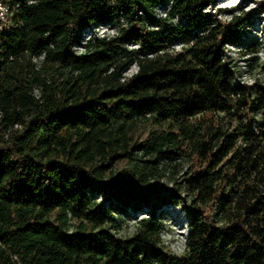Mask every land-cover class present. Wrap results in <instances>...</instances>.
<instances>
[{
	"label": "trees",
	"instance_id": "1",
	"mask_svg": "<svg viewBox=\"0 0 264 264\" xmlns=\"http://www.w3.org/2000/svg\"><path fill=\"white\" fill-rule=\"evenodd\" d=\"M3 1L15 12L0 33V264H264V81L238 82L225 52L261 64L251 23L215 17L217 0ZM99 23L119 35L73 54ZM151 117L173 129L135 143L132 123ZM120 158L128 168L109 174ZM167 206L187 212L182 256L162 244ZM115 214L136 219L134 235L114 231Z\"/></svg>",
	"mask_w": 264,
	"mask_h": 264
},
{
	"label": "rangeland",
	"instance_id": "2",
	"mask_svg": "<svg viewBox=\"0 0 264 264\" xmlns=\"http://www.w3.org/2000/svg\"><path fill=\"white\" fill-rule=\"evenodd\" d=\"M208 12H211L215 17L221 21L228 22L231 19V13L235 12L240 16L241 20H245L250 24L249 40L246 46L252 44H258L260 56V63L252 68H250V74L260 81H264V75L261 71V65L264 63V0H217L211 6L208 7ZM220 10H223L220 11ZM162 8L156 9L157 16H161ZM139 47L137 43H129L126 45L128 51H134L132 54H136L135 50ZM238 47V46H237ZM177 50V49H175ZM241 49L236 47H229L230 57L242 65L243 60L241 54ZM240 61V62H239ZM134 64L130 65L126 72L131 74L134 70ZM242 69V68H241ZM218 116V115H217ZM220 118H224L223 114H219ZM230 118L225 117L222 124L227 125ZM237 120H232V124H236ZM166 129H173L172 124L169 121H160L154 117L148 118L146 120H139L132 123L131 133L134 137L135 143L144 142L147 137L153 132H162ZM129 161L128 158H120L116 160L108 168V173H121L128 168ZM188 165L186 164L185 169L187 170ZM51 218L55 223H59V218L57 216V211L50 213ZM115 218L118 220V230L119 236L128 237L134 235L137 224L136 219L127 217L123 214H115ZM162 219L164 224V229L161 234L162 244L165 248L176 255L182 256L186 254L184 242L189 231V222L187 218L186 209L183 206L178 207H165V211L162 213ZM83 220L81 218H74L71 215L67 222V228L73 230L74 227L80 224Z\"/></svg>",
	"mask_w": 264,
	"mask_h": 264
},
{
	"label": "built area",
	"instance_id": "3",
	"mask_svg": "<svg viewBox=\"0 0 264 264\" xmlns=\"http://www.w3.org/2000/svg\"><path fill=\"white\" fill-rule=\"evenodd\" d=\"M212 4L207 5L206 10L208 11V7L211 6ZM0 7H2L3 9H5V11L3 12V15L0 16V33L7 32L11 29L12 25H13V14L15 12V9H13L9 3L4 2L3 0H0ZM158 9L162 8V17H166L167 16V10L163 7H157ZM142 13V12H140ZM160 16V17H161ZM174 20L176 22H179V17L175 16ZM182 21H185V19H182ZM199 34L203 35V32L198 30ZM120 33V26L117 24H112V23H99V24H91L89 26L84 27L81 30V34L79 37L78 41H75L73 43L72 46V52L73 54H75L76 56H81L84 53H86L87 51V43L89 40H92L94 38H106V39H111L114 37H117ZM195 39V38H194ZM193 39V40H194ZM192 43V41H191ZM190 44V43H189ZM186 45H188V43H186L184 40H179L178 42H176L173 45V51H181ZM237 47V45L232 43H226L225 44V52L226 55H228L230 57L231 53H229V47ZM177 49V50H175ZM240 49V48H239ZM44 57V54L42 56V58ZM230 59H232L230 57ZM229 60V58H228ZM234 61V60H233ZM240 62V61H239ZM241 62L243 63L241 65V73L237 76V81L240 83H244V84H248V85H252L256 82V79L250 74V71L248 69V67L246 66V62L244 60H241ZM134 70L132 71L131 74H128L126 71L124 73V78H128L131 77L133 74L137 73L138 71V65L134 64ZM248 81H252L251 83H249ZM102 200V199H101ZM146 210L148 211L149 209L146 208ZM139 217H142V214L139 213L138 214ZM17 258V257H15Z\"/></svg>",
	"mask_w": 264,
	"mask_h": 264
},
{
	"label": "clouds",
	"instance_id": "4",
	"mask_svg": "<svg viewBox=\"0 0 264 264\" xmlns=\"http://www.w3.org/2000/svg\"><path fill=\"white\" fill-rule=\"evenodd\" d=\"M5 11V9H3L2 7H0V16L3 15V12ZM249 83H251L252 81H248Z\"/></svg>",
	"mask_w": 264,
	"mask_h": 264
}]
</instances>
